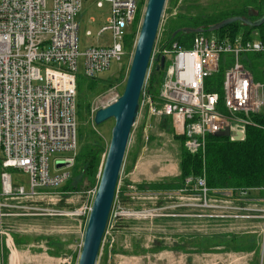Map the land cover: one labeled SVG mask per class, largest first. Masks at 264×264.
Instances as JSON below:
<instances>
[{"label": "built area", "instance_id": "built-area-1", "mask_svg": "<svg viewBox=\"0 0 264 264\" xmlns=\"http://www.w3.org/2000/svg\"><path fill=\"white\" fill-rule=\"evenodd\" d=\"M103 1L109 3L110 14L97 36L109 30L111 41L81 49L77 16L83 0H0L2 250L6 247L11 250L9 244L14 245L15 235L41 234V226L36 222L41 218H68L86 225L97 187L82 191L78 206L66 202L73 196H80L75 195L78 192L64 197L65 193L59 189L68 179L78 152V60L82 59V75L87 78L107 71L111 62L122 65L125 58L130 62L133 50L128 55L123 41L139 4V0H99L97 5L102 6ZM86 33L90 35L89 31ZM261 35L264 36V31L261 34L254 30L248 39L242 33L232 37L229 33L200 32L193 37L189 48L177 42L160 46L158 38L147 76L156 57L164 56V77L157 98L145 90V80L139 114L145 109L149 119L161 121L163 116L169 117L173 135L182 136L183 146L191 152L203 153L206 136L227 127L231 140L237 132H241L242 137L234 141L243 140L245 128L250 124L249 115L264 106V75L262 80L255 79L243 62L248 54L264 56ZM159 62L157 60L158 65ZM226 63L222 81L225 111H222L218 108V93L205 90V82L219 65ZM119 85L114 83L109 87L101 107L118 99ZM58 161L63 165L58 166ZM12 171L26 174L27 181L13 179ZM189 181L187 178L186 183ZM259 190L256 187L224 188L211 194L202 176L195 180L193 188L151 194L159 198L168 194L191 195L189 198L194 202L190 205L210 209L212 218H261L264 233V196L258 195ZM165 208H152L151 215H161ZM140 214L133 208L121 207L117 217L134 219Z\"/></svg>", "mask_w": 264, "mask_h": 264}, {"label": "rangeland", "instance_id": "rangeland-1", "mask_svg": "<svg viewBox=\"0 0 264 264\" xmlns=\"http://www.w3.org/2000/svg\"><path fill=\"white\" fill-rule=\"evenodd\" d=\"M98 1L99 0H83L82 9L77 16L79 24L78 39L81 47L90 44H108L111 41L109 30L104 31L101 36L96 35V32L106 25V18L110 14L109 3L103 1L102 6H98ZM243 2L244 0H177L176 5H174L166 1L156 42L159 36L161 37V26H163L167 18H173L175 16L174 12L183 13L187 16L211 12L220 13L234 8L235 4L239 7ZM144 6L145 1L141 7V13H143ZM170 6L173 7L171 13L168 11ZM91 16L95 18L93 22L89 20ZM87 30H90L92 35H88L86 33ZM78 63L77 74L82 75L83 65L81 58H79ZM129 63V58H125L122 65L111 62L110 68L101 73L99 77L107 78L112 75L117 76L122 66L125 67V72L127 74ZM125 78L126 76L122 80L116 81V83H120L118 90L121 92ZM108 89L100 92L94 91L88 95L90 101L88 119L85 118L82 109H79V107L77 108V133L81 131L82 128L88 127L91 130H96L97 134L102 136L104 142H109L114 120L109 118L98 125L92 122L95 110L101 107L103 102H105ZM160 122L161 121L149 119L145 109H142L140 114H138L137 120L132 128L122 165L120 181L117 187L118 189L119 187L121 188L124 181L129 180L131 184L126 185V187L129 189L128 193L131 194L129 195L130 200L122 204L121 200L114 198L107 231L102 240V246L96 264H103V245H107L109 250L106 264H157V261L155 262L152 258L146 256L132 258L129 252L136 246H144L147 239L152 238L154 235H181L187 237L193 236L195 233L209 235L212 233L210 227L216 228L226 224V222L217 220L218 218L210 217V209L205 207L200 208L198 206L195 209L194 206L190 205L194 202L193 199L189 198L192 197L191 195L178 197L176 194H168L163 197L166 202L161 206H165L166 208L161 210V215H151V211H153L151 210L152 208L160 207L158 205L159 197L156 194H151V192H138L135 187L136 183L141 181H162L173 178L179 174V141L174 137L175 134L173 135L166 127H161ZM140 135L141 138L139 139L138 137ZM94 136L95 135H91L89 138L95 140L96 138H94ZM135 152L136 159L134 163H132L133 154ZM12 177L24 183L28 179L26 174L15 171H12ZM82 191H80L81 193L78 192L75 194L80 196H73L69 199V202L66 201L68 205L78 206L82 200ZM162 195L161 193V196ZM262 202L260 204H262ZM121 207L133 208L141 212V214L138 218L131 219L121 217V219L118 220L117 212H119ZM180 208H183V211H179ZM195 212H201L203 214V226L201 227L202 230L199 231L197 229L200 227L196 228L194 225L195 218L193 214ZM184 214H187V216ZM21 221L24 222V220ZM36 222L41 226V234H31L27 236L31 240L26 244H17L14 240V245L11 243L9 244L11 250L7 247L2 250L0 244V264H76L85 229L83 224H79L77 220L68 218H41ZM116 224L119 225L116 227ZM247 224L251 226V228L248 227L247 230H258V240L252 237L251 241L254 246L259 245V254H257L254 260L255 262L257 261L256 264H262L264 251V236L260 229V226H262V219H251L247 221ZM40 236L43 237L41 240L38 239ZM48 238L51 239L49 241L59 242L57 245L63 248L62 251L59 252V255L56 256L49 253L52 247L48 249L46 243ZM28 243L29 245H27ZM142 243L144 245H141ZM39 244L40 246H38ZM28 247L31 249L30 252L27 249ZM110 248H114L115 252L110 253ZM125 250L129 251L128 254L125 253ZM13 251H15L14 257L11 256ZM46 254L55 256V258H49ZM242 260L243 259L240 258L238 261H232L229 258L223 257L220 261L217 262V260H215L213 262H217V264H237ZM187 264H198V262L195 258L192 260L187 259ZM202 264H204V262H202Z\"/></svg>", "mask_w": 264, "mask_h": 264}, {"label": "trees", "instance_id": "trees-1", "mask_svg": "<svg viewBox=\"0 0 264 264\" xmlns=\"http://www.w3.org/2000/svg\"><path fill=\"white\" fill-rule=\"evenodd\" d=\"M145 0H139L138 11L131 28L124 36L123 46L128 55L133 50L136 35L139 30L142 5ZM168 3L176 5L177 0H167ZM172 6L169 7L171 13ZM264 14V0H244L241 6L234 5V8L220 13H206L187 16L183 13H176L173 18H167L163 26H161V37L159 36L158 44L166 46L172 42H177L184 48L191 46L195 32H187L184 28H202L203 32H209L208 29L217 22L231 17L241 16L250 23L243 20H236L228 25L216 30L220 34L229 33L232 37L239 33L244 34L245 38L251 37L254 30H258L261 34L264 31V23L260 26H253L251 23L257 21ZM177 31L174 35L173 33ZM263 38L264 36L261 35ZM127 55V57H128ZM243 62L249 68L254 78L260 79L262 72L260 67L264 65V56L256 54H248L243 57ZM263 64V65H262ZM157 60L150 66V70L146 79L145 90L154 98L158 97L161 83L164 77L165 68H156ZM226 64L219 65L218 70L206 79L205 90L217 92L219 96L218 108L225 111L223 106V89L222 81ZM126 76L125 67H120L117 76L112 75L107 78L99 76L87 78L84 75H77L76 79V106L82 109L85 118L88 119L90 113L89 94L94 91H104L111 87L117 80H122ZM250 124L245 128V137L241 141L231 140L225 136H215L208 134L205 140L204 152H191L183 146V137L175 135L179 141V174L173 178L136 183L135 187L138 192H165L179 189L181 187L193 188L195 180L204 176L206 187L214 194L216 189L224 188H260L258 195H264V106L256 113L249 115ZM93 122V120H92ZM161 127H166L172 132L170 126V118L163 116L160 122ZM95 135V140L89 137ZM141 138V135L138 137ZM78 152L75 161L70 170V175L65 183L59 188L68 197L69 193L80 192L90 187H97L101 169L103 166L108 142H104L102 136H99L96 130L88 127L82 128L77 133ZM136 159V152L133 154L132 163ZM190 178L189 183L186 179ZM131 184L129 180H125L123 186L118 189L117 200H121L125 204L130 200L129 189L126 185ZM189 193V192H187ZM253 194V193H252ZM257 195V193H256ZM166 201L159 198L158 205L161 206ZM121 218H118L120 220ZM119 223V222H118ZM119 224H116L117 227ZM43 237H38L41 240ZM15 243L26 244L31 239L15 235ZM47 239L48 249L52 255H59L63 248L57 243ZM124 251V250H123ZM115 252L114 248H110V253ZM109 250L107 245H103V264H106ZM126 253V251H125Z\"/></svg>", "mask_w": 264, "mask_h": 264}, {"label": "water", "instance_id": "water-1", "mask_svg": "<svg viewBox=\"0 0 264 264\" xmlns=\"http://www.w3.org/2000/svg\"><path fill=\"white\" fill-rule=\"evenodd\" d=\"M166 1L145 0V6L122 92L115 102L108 106L97 108L94 112L93 123L95 125L109 118L114 120V124L111 128L107 151L85 225L76 264H96L98 259L130 135L139 114L140 95L147 77V71ZM236 20H243L246 23H250L241 16H231L217 22L208 31H216ZM263 23L264 14L251 24L257 27ZM184 30L195 33L203 32L202 28H184ZM156 60L160 61L156 68L163 69L165 57H156ZM213 135L228 137L230 130L227 127L224 130L213 133ZM241 137L242 133L237 132L233 136V139L239 140ZM57 165L62 166L63 163L58 161Z\"/></svg>", "mask_w": 264, "mask_h": 264}, {"label": "crops", "instance_id": "crops-1", "mask_svg": "<svg viewBox=\"0 0 264 264\" xmlns=\"http://www.w3.org/2000/svg\"><path fill=\"white\" fill-rule=\"evenodd\" d=\"M103 4V3H102ZM90 21H94L95 18L91 16L89 18ZM90 32V30H87ZM86 31V32H87ZM97 35V32H96ZM79 41V39H78ZM93 44L81 47L84 49L88 46H92ZM97 45V44H95ZM98 45H106V44H98ZM263 65V64H262ZM262 76L260 79L262 80L264 75V65L260 67ZM254 76V74H253ZM255 77V76H254ZM256 79V78H255ZM262 195L261 197H263ZM196 209V208H195ZM179 211H183V208H180ZM201 211V210H199ZM201 212H195L194 215V225L198 228L197 230H202L203 226V216H198ZM187 216V214H184ZM191 215V214H190ZM172 217V216H168ZM226 224L220 227H210L211 234L203 235V234H194L193 236H152V238H148L144 246H134L130 252L126 251V254H131L132 258L137 256H146L152 258L155 262L161 264H187V259L195 258L198 264H217L221 258L226 257L230 260H240L241 262L237 264H256L255 258L257 254H259L258 246H254L251 239L255 237L258 240V230H247V228H251L247 224L249 220H225V219H217ZM257 227L256 225H254ZM258 228V227H257ZM261 229V226H260ZM264 236V233H263ZM259 244V243H258ZM40 246V244L38 245ZM30 252L31 249L27 248ZM35 252L34 250H32ZM15 251L12 252L11 256L14 257ZM49 258H55V256H51L46 254ZM254 257V258H252ZM217 260V262H213ZM154 262V263H155ZM264 264V251H263V263Z\"/></svg>", "mask_w": 264, "mask_h": 264}]
</instances>
